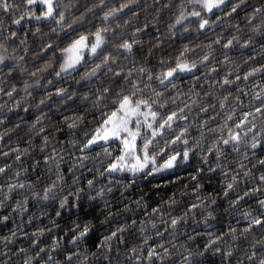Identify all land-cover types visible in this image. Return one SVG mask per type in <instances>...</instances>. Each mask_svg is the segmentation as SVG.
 <instances>
[{"label":"clouds","instance_id":"clouds-1","mask_svg":"<svg viewBox=\"0 0 264 264\" xmlns=\"http://www.w3.org/2000/svg\"><path fill=\"white\" fill-rule=\"evenodd\" d=\"M52 4L54 12L42 17L47 8L40 0L31 6L25 0H0V224L7 228L11 221L0 235V264H262L264 225L252 221L264 216V112L251 115L238 142L224 145V129L235 131L228 128V119L239 105L229 108L228 97L216 92L235 81L212 77L221 66L227 69L224 77L239 71L252 58L248 52L264 58V0H214L211 10L205 0ZM21 17L24 32L13 31L9 24L20 25L14 21ZM96 33L101 39L93 50ZM81 35L89 44L81 50V60L66 69L63 50ZM177 40L182 41L180 58L189 67L165 77L164 70L175 67V57L161 54ZM224 40H231V46L225 48ZM150 57L159 63L151 64ZM261 65L250 69L261 73ZM183 76L192 83L208 82L203 95L216 96L225 115L222 126L205 130L218 133L207 151L201 135L187 145V158L177 143L181 156L174 165L151 169L156 174L151 178L159 179L195 168L189 184L174 186L171 195L165 192L155 200L134 191L145 182L148 169L106 171L108 146L81 145L96 122H89V115L102 117L119 93L143 97L160 113L190 95L184 108L191 114L200 93L182 91ZM77 103L82 111L64 115ZM249 103H264V89L259 96L250 95ZM17 109H30L34 118L26 119L27 113ZM177 112L176 121L191 127L180 119L185 112L178 107ZM172 125L165 132L175 131L178 125ZM61 127L67 144L57 142ZM25 137L27 146L21 148ZM210 148L214 160L207 154ZM88 174L93 178L87 179ZM223 218L230 223L218 234L217 221Z\"/></svg>","mask_w":264,"mask_h":264},{"label":"snow or ice","instance_id":"snow-or-ice-1","mask_svg":"<svg viewBox=\"0 0 264 264\" xmlns=\"http://www.w3.org/2000/svg\"><path fill=\"white\" fill-rule=\"evenodd\" d=\"M26 4L31 6L35 3V0H25ZM47 11H41L42 17H47L54 12L52 0H40ZM214 0H205L206 7L211 10ZM7 8V5H4ZM39 11V9H37ZM31 16V12L28 13ZM198 15V14H197ZM23 18L16 19L14 23H21ZM206 21H201V27L205 25ZM13 36L15 32L11 33ZM95 40L92 43L93 50L100 42L99 33L94 34ZM89 44V39L86 35H81L68 44L64 51V64L63 67L70 68L76 65L81 60V50L86 48ZM232 44L231 40L224 43V47L228 48ZM125 45L131 47L130 42L125 41ZM181 56V55H180ZM180 56L175 58V67H168L164 70L165 77H170L174 74L176 69H187L189 65L182 61ZM7 66V61H5ZM264 70V65L260 66ZM143 71V69H141ZM255 69H249L244 73L247 79L250 74H253ZM151 75V73H149ZM224 82H228V77L223 78ZM264 110V103L259 108L254 109L255 112H262ZM180 112L183 109H179ZM178 115L176 111H168L166 115L154 109L153 105L143 97H137L134 94L119 93L114 97V102L109 107V111L102 115L101 120L97 122L95 128L91 133L87 135L85 142L81 145V148L91 147L97 144L108 143V147L104 151L110 156H114V159H109L106 171H113L116 169H129L133 172L145 170L148 167L153 172L160 171L162 169L170 168L174 165L177 158L181 156V152L176 150V144L183 141L181 147L183 148L182 155L188 157L190 155V149L187 147L189 144L188 128L177 127L175 131L165 132L166 128L172 127V122L176 120ZM251 115V113H244L245 118ZM133 117L135 119L133 120ZM143 117V120L141 119ZM180 119L186 120V117L181 116ZM135 125L133 127L132 125ZM239 125L244 126L245 120H240ZM203 125H201L202 127ZM229 131V136L223 139V144L228 145L232 141L240 140V133L236 131ZM177 132L179 134H177ZM161 137H167V139H161ZM113 141L117 142L120 146L118 148V154L110 151ZM215 144V141H213ZM215 152L219 154L221 149L216 147ZM209 151H213L212 148ZM157 153H164L163 156L157 155ZM55 154V153H54ZM166 157V158H165ZM19 159V157H17ZM45 160L48 159L46 156ZM130 161V162H129ZM235 178V177H234ZM264 180V176L261 177ZM90 183V181H89ZM47 191V189H45ZM155 211V209H153ZM176 221L173 220V223ZM255 225H264V216L259 219H253ZM235 231V229H231ZM149 250V255H151ZM264 264V261H262Z\"/></svg>","mask_w":264,"mask_h":264},{"label":"trees","instance_id":"trees-1","mask_svg":"<svg viewBox=\"0 0 264 264\" xmlns=\"http://www.w3.org/2000/svg\"><path fill=\"white\" fill-rule=\"evenodd\" d=\"M31 19L30 17L28 18ZM9 27L13 31H19L24 32V21L20 23V25H14L9 24ZM219 30V29H217ZM25 35H29V33H25ZM201 40H204L206 42L204 37H201ZM227 40H224L223 43H226ZM182 41L177 40L175 44H173L170 48H165L164 52L161 54V58H167L168 56L177 57L181 55L180 45ZM230 55H234V53H230ZM248 56H251L252 58L250 60H247L244 64L240 66L239 71L237 72H229L228 78L235 81L234 84L228 85L225 84L223 89H220L216 92V96L218 97H224L227 96V100L225 103L228 105L229 108H232L235 104H238L239 107L236 109V111L232 114V117L228 119V128H234L236 132L241 131L243 126L239 125L240 120H245V124L248 123V120L251 118V115L256 113L254 109L259 108V103L250 104L249 103V96L253 93L255 96H259L262 89H264V70H262L261 73H253L250 74L249 77L246 79L244 76L245 72H248L250 67H256L260 63H264V58L254 55L252 52L247 53ZM218 60H222V56L217 57ZM150 63L151 64H157L159 63V59L150 57ZM225 71H227L226 68L223 66L216 68V75L212 77V79H216L217 81L222 82L224 78ZM199 74H197V77ZM179 83L181 84V90L184 92H188L189 89H195L200 93V96L198 99L200 100V103L198 106H193V112L191 114L187 113V110L184 108V105L189 102L190 95L187 97H181L179 101H177L176 106L173 107L171 105L167 106L169 108L168 111H176L177 107L179 109H183L185 112L184 117H186L187 121H190L191 127H189L188 131V139H189V145L192 143H195L201 135H203V147L205 151L211 146V143L215 140L218 133H214L212 131H205V130H211L216 128L217 126H222V117L225 115V113L220 110L218 99L216 96H209L205 97L203 93L208 90V82H205L203 80H200L199 82L192 83L191 78L187 76H183L180 78ZM216 91V89H213ZM7 91V89L5 90ZM231 94V95H229ZM6 99V97H5ZM200 108H203V111H200ZM155 109V108H154ZM157 110V109H156ZM20 113H27L26 119L31 120L33 119V115L30 109H17L14 110ZM82 111L81 106L79 103L72 106V108L65 112L64 115L71 116L73 112H79ZM105 114L109 111V108L102 110ZM161 113V115H166L167 112ZM264 112V110H262ZM244 113H251V115L247 116L245 118ZM62 116H57L56 119L60 120L62 119ZM143 120V117H141ZM15 119L14 117L12 118ZM101 120L100 114L98 112H93L89 115L88 121H96L95 123L91 124L92 128H95L97 122ZM175 124L178 125V127H183L184 125L180 121L174 120ZM201 125H203L201 127ZM65 133V128L61 127V130L59 133H57L56 139L57 142L60 144H67V136ZM177 134H179L177 132ZM224 137L226 138L229 133L227 129H224L223 132ZM164 139H167V137H164ZM180 144H183V141L180 142ZM27 146V138H23L19 141V147L23 148ZM105 146H109L108 143L105 144ZM15 147V145H13ZM55 147V145H54ZM118 148L119 145L115 142L111 144L112 152L115 154H118ZM51 151V150H50ZM83 149H80V152H82ZM195 151V149L193 150ZM226 153L229 154V157L231 158V146H228L225 149ZM209 157H211L213 160L215 159L214 156V150L212 152L207 153ZM63 156L64 154L61 153ZM76 155H79V152L76 153ZM160 156H163L164 153H160ZM191 155V154H190ZM166 158V157H165ZM23 159V157H21ZM110 159H114V156L110 157ZM195 157H192V163L195 164ZM38 162L43 161V156L37 157ZM107 166V165H106ZM105 166V167H106ZM65 173H67V168L62 167L61 169ZM31 171L36 172V176H39V172L35 169H32ZM195 172L194 167H189L184 171H178L172 175H163L159 179H152L151 177L155 176V173L151 172V168L148 167V172L146 173L144 179V183H141L138 185L137 189L134 191L138 192H146L148 193L149 197H152L155 200L159 199L160 195H164L165 192H167L168 195H171L172 189L174 186H183L189 184L191 181L189 177L193 175ZM36 176L29 175V179H35ZM92 175L88 174L87 179H92ZM211 183V181H209ZM209 191L211 189H208ZM151 203L152 200H149ZM249 203H252L251 201ZM153 206L155 207L156 204L153 203ZM230 221L227 218L219 219L217 221V230L218 234L219 232H226L228 229ZM232 226L235 225V221H231ZM7 228L11 227V221L6 222ZM242 226V225H241ZM7 228L4 224H0V235L6 234ZM96 243H99L97 240Z\"/></svg>","mask_w":264,"mask_h":264},{"label":"rangeland","instance_id":"rangeland-1","mask_svg":"<svg viewBox=\"0 0 264 264\" xmlns=\"http://www.w3.org/2000/svg\"><path fill=\"white\" fill-rule=\"evenodd\" d=\"M135 119V117H133V120ZM142 119V118H141ZM133 127H135V125L133 124L132 125ZM113 142H115V141H113ZM107 142H105L104 144H106ZM115 143H117V142H115ZM118 144V143H117ZM119 145V144H118ZM120 146V145H119ZM130 162V161H129ZM148 169V168H147ZM141 171H143V170H141Z\"/></svg>","mask_w":264,"mask_h":264}]
</instances>
